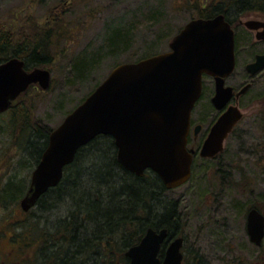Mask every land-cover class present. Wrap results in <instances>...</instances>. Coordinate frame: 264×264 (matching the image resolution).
I'll return each mask as SVG.
<instances>
[{
	"label": "rangeland",
	"instance_id": "374dc122",
	"mask_svg": "<svg viewBox=\"0 0 264 264\" xmlns=\"http://www.w3.org/2000/svg\"><path fill=\"white\" fill-rule=\"evenodd\" d=\"M191 1L0 0V26L24 17L39 28L53 23L57 27L52 33L53 61L43 67L50 72L48 89L32 85L13 106L27 107L33 122L55 129L116 66L167 52L172 37L194 17ZM207 1L201 0L202 5ZM252 19L264 21V11L231 17L239 46L250 37L238 21ZM114 29L127 33V42L110 53L109 33L113 41L124 35ZM203 84L209 92V79L204 78ZM202 105L211 112L208 104ZM240 107L243 118L219 156L212 161L195 158L189 181L161 192L180 221L185 264H264V238L257 247L246 231L248 210L257 206L264 213V77ZM1 117L3 124L8 115ZM3 143L0 192L16 172L27 190L35 166L27 162L21 169L17 163L21 141ZM62 209L56 205L46 212L37 207L24 212L19 205L5 209L0 204V264H39L33 260L38 244L31 235L53 230V223L64 216Z\"/></svg>",
	"mask_w": 264,
	"mask_h": 264
},
{
	"label": "water",
	"instance_id": "95a60500",
	"mask_svg": "<svg viewBox=\"0 0 264 264\" xmlns=\"http://www.w3.org/2000/svg\"><path fill=\"white\" fill-rule=\"evenodd\" d=\"M264 23L246 22L253 28ZM264 37V32L262 33ZM169 50L133 63L116 66L85 100L53 129L47 146L34 167L28 190L20 201L27 212L41 196L55 188L64 168L73 163L79 149L98 136L113 139L116 160L128 173L142 178L153 172L166 190L175 189L191 176L192 154L186 149L190 116L202 89V75L224 76L234 68V34L222 14L188 21L168 43ZM264 67V56L251 65ZM47 69H24L23 60L11 58L0 64V114L6 112L31 85L47 90ZM216 92L212 102L222 109L232 89L223 87L225 77H213ZM237 107H229L212 126L199 156L213 158L241 120ZM246 231L259 247L264 238V213L251 208ZM166 228H149L138 244L125 252L128 264H182L183 237L171 241L162 258Z\"/></svg>",
	"mask_w": 264,
	"mask_h": 264
},
{
	"label": "trees",
	"instance_id": "16d2710c",
	"mask_svg": "<svg viewBox=\"0 0 264 264\" xmlns=\"http://www.w3.org/2000/svg\"><path fill=\"white\" fill-rule=\"evenodd\" d=\"M190 4L195 11L191 19L222 14L230 24L233 14L264 11V0H208L203 5L201 0H192ZM15 21L16 24L10 21L0 26V63L17 58L29 69L48 67L53 61L51 44L56 24L39 28V24L25 21L24 17ZM112 31L124 35L113 41L109 33L110 53L127 42V33L120 29ZM7 115L3 124L0 121V138L5 142L2 143L21 141L17 163L21 169L27 162L32 168L47 146L52 129L33 122L29 109L23 105L11 107L3 117ZM25 184L17 172L8 179L0 192L3 208L19 205L18 200L28 190ZM162 191L165 187L153 172L146 171L138 178L118 164L111 137H96L78 150L73 163L64 168L61 182L35 204L43 212L60 205L64 216L53 223V230L43 229L31 235L38 244L33 260L39 264H128L125 252L139 243L147 229L166 228L170 239L181 227L174 209L163 201Z\"/></svg>",
	"mask_w": 264,
	"mask_h": 264
},
{
	"label": "flooded vegetation",
	"instance_id": "af4514ba",
	"mask_svg": "<svg viewBox=\"0 0 264 264\" xmlns=\"http://www.w3.org/2000/svg\"><path fill=\"white\" fill-rule=\"evenodd\" d=\"M248 21H256V22L264 23V21L254 20V19L247 20V21L239 20L238 26L243 28V30H245L244 32L250 37V40L248 39V41L243 43L241 46H239V43L237 41L236 31L234 30V27H232V24L229 23L233 30V34H234V68H233V71L224 76H214V75H208V74L202 75L201 94L191 112L190 125H189V131H188L187 142H186V149L189 153L192 154V164L195 158L197 157L204 161H207V160L212 161L213 159H216L219 156L220 153L210 159L201 158L199 156L200 149L204 141L206 140L212 126L215 124L217 119L229 107H237L242 113V118H243V112L240 107V102L249 95L250 91L257 85L261 77H264V67L259 70H256L255 72H252L253 68L250 67L256 62L258 57L264 56V37L262 34L264 32V28L259 26V24H253L252 26L253 28H249L246 26V22ZM15 24H16V21H15ZM4 62H1L0 64ZM24 69L26 71L32 70L26 67L25 63H24ZM213 77H225L223 79V87L232 89V94H231V98L229 102L220 110L216 109L212 102V99L215 96V92H216L215 79ZM204 78H208L210 81L211 89L209 92H206V88L204 87V84H203ZM204 103L208 104L209 107L211 108L210 113L206 107H202L203 106L202 104ZM235 127L233 128L231 133H233ZM231 133L225 139L223 143V149H224L225 142L228 139V137L231 135ZM176 233L177 234L171 237L170 239L166 238V240L161 246L160 252H163L164 254V250L166 249L167 245L174 239L181 237L178 232ZM183 244H184V238H183ZM182 249H183V245L181 248V252L183 251ZM182 255L184 259V254L182 253ZM159 256H160V253H159Z\"/></svg>",
	"mask_w": 264,
	"mask_h": 264
}]
</instances>
